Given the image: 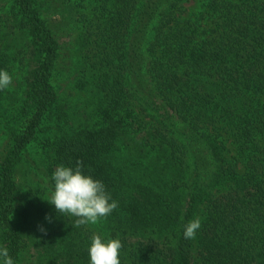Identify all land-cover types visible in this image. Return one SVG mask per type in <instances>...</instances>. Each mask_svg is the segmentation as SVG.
<instances>
[{
	"label": "trees",
	"instance_id": "obj_1",
	"mask_svg": "<svg viewBox=\"0 0 264 264\" xmlns=\"http://www.w3.org/2000/svg\"><path fill=\"white\" fill-rule=\"evenodd\" d=\"M0 70L14 264H90L94 234L121 264H264V0H0ZM77 161L118 203L79 228L46 200Z\"/></svg>",
	"mask_w": 264,
	"mask_h": 264
},
{
	"label": "clouds",
	"instance_id": "obj_2",
	"mask_svg": "<svg viewBox=\"0 0 264 264\" xmlns=\"http://www.w3.org/2000/svg\"><path fill=\"white\" fill-rule=\"evenodd\" d=\"M11 84L12 76L7 71L0 70V90L8 88ZM52 179L54 190L46 200L55 206L58 213L77 217L73 224L76 228L88 224L95 225L118 207V203L111 200L100 180L83 173L81 161L76 162L74 169L63 165L57 167ZM200 227L201 221L198 218L187 223L184 230L185 239H194ZM40 231L46 234V229L41 228ZM121 248L119 239L105 241L101 235L94 234L88 249L90 264H121ZM0 264H14L6 247H0Z\"/></svg>",
	"mask_w": 264,
	"mask_h": 264
}]
</instances>
